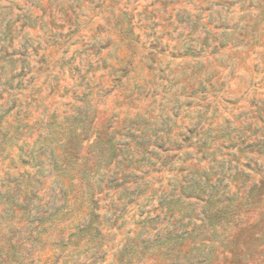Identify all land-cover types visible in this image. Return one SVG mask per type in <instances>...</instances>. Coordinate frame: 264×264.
Segmentation results:
<instances>
[{
    "label": "rangeland",
    "instance_id": "1",
    "mask_svg": "<svg viewBox=\"0 0 264 264\" xmlns=\"http://www.w3.org/2000/svg\"><path fill=\"white\" fill-rule=\"evenodd\" d=\"M189 130H201L226 167L232 152L233 166L247 168L248 182L229 181L240 221L198 231L178 260L163 249L144 264H188L194 256L205 264H264V149L257 144L264 141V0H0V240L12 242L13 264H26L23 254L36 263L59 252L61 231L86 210L75 200L76 172L96 161L109 136L173 144ZM33 166L41 170L33 185L46 217L64 207L40 227L38 242L20 246L31 227L12 189ZM211 167L203 161L188 169L211 176ZM155 178L156 186L180 180L166 171ZM253 182L256 197L246 200ZM126 220L121 234L136 229L132 216ZM121 234L99 264H118ZM75 241L67 264H90L88 245Z\"/></svg>",
    "mask_w": 264,
    "mask_h": 264
},
{
    "label": "trees",
    "instance_id": "2",
    "mask_svg": "<svg viewBox=\"0 0 264 264\" xmlns=\"http://www.w3.org/2000/svg\"><path fill=\"white\" fill-rule=\"evenodd\" d=\"M199 131L189 130L182 140L173 144L168 139L164 141L163 137L154 141L133 142V138V141L122 142L109 136L101 143L96 161L80 164L81 171L76 172L79 190L75 200H80L86 210L77 225L61 231L63 236L53 245L59 252L45 261L40 258L36 263L29 254H23L20 259L26 264H67L70 255L64 254L76 238L74 244L84 241L88 245L86 251L89 252L90 264H99L106 257L109 241L120 235L128 224L126 218L129 215L136 229H128L121 234L124 244L121 242V248L113 254L118 264H144L163 249L172 251L178 260L176 252L181 251L186 241L199 236L198 231L236 226L241 214L238 198L230 191L229 181L243 180L245 183L250 174L245 167L233 166L236 155L232 152L227 156L234 160H229L227 167L224 160L217 161V151L211 153L208 140L200 137ZM222 138L226 139L225 136ZM257 144L262 151L264 141ZM138 155L142 158L135 161ZM75 160L79 161V158L75 156ZM192 161L196 165H192ZM203 161L211 163V170H216L211 175L215 177L214 181L207 171H203L201 176L188 169L199 167ZM112 163L115 164L113 170ZM134 163L138 166L133 167ZM187 163L191 164L184 167ZM185 170L187 174H184ZM40 171L34 169L33 173L25 174L23 180L16 179L12 189L16 191L14 203L23 210L25 221L31 227L27 239L17 240L20 246H25L31 239L38 242L40 227L64 207L46 217L47 212L42 210L41 198L33 185L39 182ZM162 171L173 173L175 177L179 175L180 180L174 179V184L169 182L167 188L163 184L156 186L160 181L155 175ZM251 186L246 200L256 197V182ZM19 202L24 206L18 205ZM65 203H69L68 198H65ZM131 207L134 208L130 210ZM12 247L11 241L3 243L0 240V264H13L16 253L12 252ZM193 259L195 262L188 264H205L207 261L203 256H194Z\"/></svg>",
    "mask_w": 264,
    "mask_h": 264
}]
</instances>
